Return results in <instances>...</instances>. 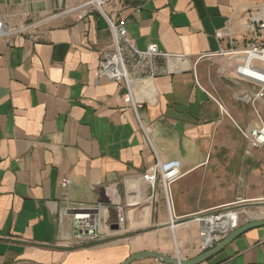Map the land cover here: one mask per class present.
<instances>
[{"label": "crops", "instance_id": "1", "mask_svg": "<svg viewBox=\"0 0 264 264\" xmlns=\"http://www.w3.org/2000/svg\"><path fill=\"white\" fill-rule=\"evenodd\" d=\"M81 1H0L8 28L45 19L0 37V264H121L146 250L194 258L205 250L200 217L240 206L239 226L264 219V180L246 167L237 126L256 118L246 123L237 107L245 86L232 81L235 61L218 53L230 44L217 36L229 27L233 45L246 46L242 23L264 0H112L104 13L49 18ZM109 20L137 50L156 44L167 55L140 69L120 37L129 83L99 77L116 47ZM157 156L183 172L171 185L174 222L162 184L143 179ZM117 204L126 219L112 229ZM67 207L98 208L101 239L77 240ZM200 264H264V225Z\"/></svg>", "mask_w": 264, "mask_h": 264}, {"label": "built area", "instance_id": "2", "mask_svg": "<svg viewBox=\"0 0 264 264\" xmlns=\"http://www.w3.org/2000/svg\"><path fill=\"white\" fill-rule=\"evenodd\" d=\"M1 1V0H0ZM112 0H82L80 3L69 6L57 13L52 14L49 18H55L67 14H77L79 19H83L89 10L97 9L104 13V5ZM43 19L42 21H44ZM40 21V22H42ZM26 24L16 28H8L0 19V37H10L15 34L23 33L33 28L37 23ZM110 26L114 32L115 49L104 53L99 64L98 76L106 77L115 81L125 80L129 83V71L127 60L121 46L120 37H122L141 58L166 56L159 52L156 44L149 46L147 51L137 50L129 41L126 35V29L116 26L109 20ZM242 33L244 40L248 44L244 47H235L233 45L234 36L228 27L217 32L221 40L229 42L230 47L221 49L218 53L223 54L235 61L234 74L232 81L236 80L244 84V89L236 94L238 101L252 105L256 123L252 126H238L242 136L246 140L249 150L264 148V119L259 109V104L264 101V3L250 9L248 16L242 23ZM183 57V56H181ZM125 100L131 102L133 94L130 92L126 95ZM138 105L134 103V108L138 112ZM183 176L180 162L177 160L164 161L157 156L156 163L143 175V179L154 188L158 182L162 184L164 195L168 204L169 213L172 222L173 214L171 207V185L173 182ZM72 184L70 178L62 179L61 185L64 189L69 188ZM106 192L111 188L107 187ZM108 194V193H107ZM109 195V194H108ZM110 198H114L109 196ZM64 199L69 200L65 194ZM245 213L244 208L223 207L216 210L206 217H200L202 223L201 237L203 239V248L206 249L214 243L222 240L232 230L240 225V217ZM71 219L73 235L77 240L97 241L102 237L101 221L98 208L85 207H67L63 216ZM126 219L125 206L117 204L116 219L112 223L122 225Z\"/></svg>", "mask_w": 264, "mask_h": 264}, {"label": "water", "instance_id": "3", "mask_svg": "<svg viewBox=\"0 0 264 264\" xmlns=\"http://www.w3.org/2000/svg\"><path fill=\"white\" fill-rule=\"evenodd\" d=\"M264 225V219L250 220L247 223L237 227L227 234L222 240L207 247L203 252L194 258H181L179 256L167 255L158 251L146 250L132 254L121 264H131L136 260L154 258L166 264H200L231 243L236 237L246 232L248 229ZM118 224H113L112 229H118Z\"/></svg>", "mask_w": 264, "mask_h": 264}, {"label": "rangeland", "instance_id": "4", "mask_svg": "<svg viewBox=\"0 0 264 264\" xmlns=\"http://www.w3.org/2000/svg\"><path fill=\"white\" fill-rule=\"evenodd\" d=\"M128 59H129L130 63H135L136 65H138L139 62H141L143 65H139L140 69L147 67L150 63L149 59H143V58H139V57L131 56V55L129 56V58H127V60ZM129 71H130V69H129ZM243 87H244L243 84H239V85H237V87H235V89L240 90ZM237 107H238L239 111L242 113V115L246 117V119H245L246 123H249L252 120V118L255 116V113H254V110H253V107L251 104L239 102L237 104ZM259 109H260L262 116H263V119H264V101L259 104ZM246 152H247V158H249L247 160L246 167L247 168L249 167V171H251L255 167L260 168L262 179L264 180V149L249 150V148L246 147Z\"/></svg>", "mask_w": 264, "mask_h": 264}]
</instances>
